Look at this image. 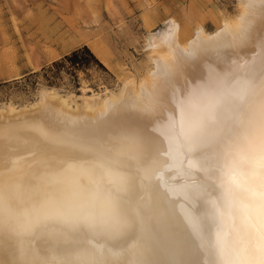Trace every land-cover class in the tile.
I'll use <instances>...</instances> for the list:
<instances>
[{
  "label": "bare ground",
  "instance_id": "bare-ground-1",
  "mask_svg": "<svg viewBox=\"0 0 264 264\" xmlns=\"http://www.w3.org/2000/svg\"><path fill=\"white\" fill-rule=\"evenodd\" d=\"M221 25L182 44L167 23L149 41L148 79L117 97H83L79 110L48 93L29 111L0 113V264H205L185 172L196 162L184 163L181 140L191 153L192 127L222 135L215 155L235 162L240 184L258 163L253 134L225 130L222 117L234 115L231 77L256 65L259 82L264 0H243ZM193 82L211 88L185 96Z\"/></svg>",
  "mask_w": 264,
  "mask_h": 264
},
{
  "label": "rangeland",
  "instance_id": "rangeland-1",
  "mask_svg": "<svg viewBox=\"0 0 264 264\" xmlns=\"http://www.w3.org/2000/svg\"><path fill=\"white\" fill-rule=\"evenodd\" d=\"M242 1L0 0V113L29 111L48 93L79 110L83 97L97 103L117 97L130 81L148 79L149 41L167 23L176 25L183 44L201 29L211 35L235 19ZM83 46L103 68L76 77L61 69L53 83L40 73Z\"/></svg>",
  "mask_w": 264,
  "mask_h": 264
},
{
  "label": "snow or ice",
  "instance_id": "snow-or-ice-1",
  "mask_svg": "<svg viewBox=\"0 0 264 264\" xmlns=\"http://www.w3.org/2000/svg\"><path fill=\"white\" fill-rule=\"evenodd\" d=\"M221 71H223L221 69ZM259 82H255L257 66L246 67L239 77L233 76L227 82L238 95L230 97L234 115L222 117L225 130L243 132L254 136L253 157L258 163L246 164L241 170L245 183L237 182L235 162L219 159L215 153L227 140L204 134L201 128L192 127L189 140L191 153L181 140V151L195 160L194 169L185 168L187 182L192 185V199L197 207L194 215L198 221L195 231L203 243L205 264H264V57L258 64ZM238 81V82H237ZM203 88H211L208 82L191 88H184L185 96L197 97ZM259 105L256 107V98ZM189 120L191 116L189 115ZM207 126V120L204 121ZM240 224L243 243L233 242L236 223ZM188 264H199L191 260Z\"/></svg>",
  "mask_w": 264,
  "mask_h": 264
},
{
  "label": "trees",
  "instance_id": "trees-1",
  "mask_svg": "<svg viewBox=\"0 0 264 264\" xmlns=\"http://www.w3.org/2000/svg\"><path fill=\"white\" fill-rule=\"evenodd\" d=\"M91 67L103 68L91 51L83 46L70 52L59 61L53 62L47 69H42L40 73L46 77L49 83H53L60 75L61 69H66V73L76 77L77 72L87 70ZM39 73L33 74L37 76Z\"/></svg>",
  "mask_w": 264,
  "mask_h": 264
}]
</instances>
